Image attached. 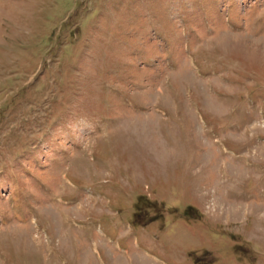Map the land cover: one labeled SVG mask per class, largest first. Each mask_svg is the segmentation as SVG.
I'll return each instance as SVG.
<instances>
[{
  "label": "rangeland",
  "instance_id": "1",
  "mask_svg": "<svg viewBox=\"0 0 264 264\" xmlns=\"http://www.w3.org/2000/svg\"><path fill=\"white\" fill-rule=\"evenodd\" d=\"M0 264H264V0H0Z\"/></svg>",
  "mask_w": 264,
  "mask_h": 264
}]
</instances>
